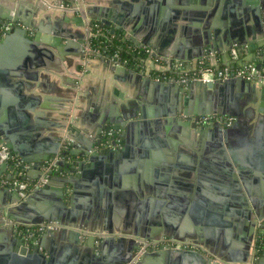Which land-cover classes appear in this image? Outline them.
Returning <instances> with one entry per match:
<instances>
[{
	"label": "crops",
	"instance_id": "obj_1",
	"mask_svg": "<svg viewBox=\"0 0 264 264\" xmlns=\"http://www.w3.org/2000/svg\"><path fill=\"white\" fill-rule=\"evenodd\" d=\"M10 1L12 0H0V8L5 7ZM18 1L22 2L20 16L28 21H36L39 20L40 14H46L48 11L38 12L36 17H33L31 14L35 4L41 2L48 6L60 0ZM115 1L122 2L118 6L123 10L118 11L123 16H129V26L125 31L132 30L133 37L121 31L111 34L106 28L100 29L97 21L89 20L90 17H100L98 9H106L110 0H80L83 3L81 7L83 14L74 16H83L84 24L90 22L91 26L97 25L103 37H112V35L121 37L133 52L142 47L154 46L161 51H169L173 43H177L179 52L190 54L187 47L193 48L192 41L188 36L181 37L179 31H176V26L191 25V23L176 21L177 14L173 13L174 9L170 6L171 0ZM63 2L68 3L65 0ZM51 14L59 16L63 13L53 11ZM225 20L228 30H231L234 36L242 32L245 39V29L252 25L251 21L244 20V15L241 13H237L234 21L229 18ZM61 27L65 35L84 33L87 37V25L79 28L75 22L68 20L63 22ZM224 32L225 30L222 29L221 33ZM144 40L150 46L143 45ZM220 44H222V55H216L213 59L211 54L204 50V56L197 60L221 68L226 65L238 67L251 63L245 53L234 61L228 54L227 43L222 40ZM165 45L167 47H164ZM217 45L215 41V46ZM54 55L55 59L46 60L45 68L40 70V74L44 77L43 81L39 79L36 83L38 86L35 85L30 92L20 88L21 85L17 80L8 81L6 84L0 80V121L5 125H10L11 118H18L17 114L21 111L31 114L33 119L36 118L33 116L34 112L42 111L38 107L33 113L20 108V105H25L27 100L48 98L51 100L48 102L50 106H59L61 109L57 112L42 111V116L38 117L41 125L39 128H35L32 133L21 131L15 135L18 144L30 151L36 149L47 151L54 144V137L61 136L62 139L68 117L71 118L72 129L83 134L84 140L90 144L94 139L91 134L96 130V121L100 112L109 98L118 99L113 94L114 88L118 92H123L122 84L114 80L113 73L104 66L105 60L99 57L105 55L94 54L81 59L66 56L65 60ZM144 59L141 66L133 67L139 69V73L145 77V72L150 69L164 66V62L160 60ZM197 60L189 62L188 66L193 65ZM130 95L138 96L142 102L148 99L151 103L150 108L154 110L156 107H164V103L168 101L166 95L156 91L150 92L146 86L134 88ZM234 96L236 98L234 97L232 102L236 105V110L241 113L245 109L242 105L243 98ZM188 100V103L194 107L213 101L200 90H195L188 96ZM249 124L254 126V133L253 131L249 133V141L244 145H238L236 147L238 150L232 152L238 158L237 165L255 202L258 214H264V171L255 168L260 167L259 163L264 159V121L258 124V128H255V118ZM15 125L18 127L19 123ZM101 135L105 138V132ZM48 137L51 143L46 141ZM133 140L134 144L132 143L126 151L121 162H117L109 169L104 167L98 183L99 190L95 187L91 190L80 187L75 193L69 190L72 200L66 203L63 223L59 222L62 225L61 229L66 232L48 236L45 242L47 250L52 255L53 264H115L131 256L134 250L133 242H136V239L151 240L163 235L194 245L196 249L192 251L203 255L204 262L202 263L198 256L187 258L174 251L148 261L130 257L128 263L121 262V264H209L207 257L231 264L260 263L264 257V246L259 252L256 251L257 225L260 220L252 219L244 224L239 218L237 212L238 209H242L236 204V196L239 193L234 191L232 185L225 179L230 171L229 166L232 173L237 172V167L234 166V162L223 161V155L220 149L214 146L210 135H190L188 130L169 128L166 131L164 127H160L153 132L149 130L146 134H136ZM76 145L79 150H83L85 143L81 140L80 144ZM224 150L228 155L226 146ZM64 159L70 162L67 156ZM26 170H29L28 166ZM5 172H8V177L12 174L9 167L2 166L0 180L19 181L17 176L12 180L7 179ZM40 172L42 173V167ZM28 174L36 177L38 171L33 170ZM24 175L25 173H22V176ZM238 182L240 183L239 180ZM109 186L122 193L114 195L111 193L113 188ZM241 193L245 195L246 192L242 189ZM148 199L160 200L162 204L156 205ZM5 201L0 200V208L5 207ZM30 205L42 214L49 215L54 209L49 195H39L32 199ZM14 212L21 218H28L32 214L28 209ZM155 212L164 219V227H159L150 221ZM1 221L5 225L0 228V253L17 235L14 226L21 224L17 221L2 220L0 215ZM261 221L264 227V217ZM73 232L79 235L74 236ZM101 236H109L113 238V242L105 245L97 253L91 249L92 242L89 243L88 240L90 237L97 239Z\"/></svg>",
	"mask_w": 264,
	"mask_h": 264
},
{
	"label": "water",
	"instance_id": "obj_2",
	"mask_svg": "<svg viewBox=\"0 0 264 264\" xmlns=\"http://www.w3.org/2000/svg\"><path fill=\"white\" fill-rule=\"evenodd\" d=\"M63 1L60 0L59 2H54V4L60 5L64 3ZM65 1L70 2L71 0ZM171 1L170 6L174 9L173 13L177 14L175 17L176 21H188L191 23V25L177 24L176 31H179L181 37L188 36V39L192 41L193 48L186 44L188 46L187 50L190 52L188 54L179 52L177 43H173L169 51H161L159 50L160 48L156 49L154 46L150 48L152 50L150 58L160 60L167 65L178 61L188 66L189 62L202 58L204 50L210 53L213 59L216 58V55H222V44H220V41L224 40L227 43L229 55H231L233 50L237 56L245 53L248 55V61L254 63L257 70H264V0ZM21 3L18 0H12L6 3L5 7L0 8V21L12 26L11 30L5 34L0 33V80L4 84L8 81L17 80L18 84L21 85L20 88L30 92L35 88V85L38 86L36 83L39 79L43 81L44 77L40 74V70L45 68L46 60L55 59L56 56L54 54L61 60H65L66 56L80 59L85 56L84 45L86 36L84 33L81 35L78 33V35L71 33L65 35L61 27L62 23L69 20L75 22L79 28H84L85 25L90 26V22L84 24L83 16H80L83 14L81 11L71 13L72 16H68L70 14L65 13L59 16L51 14L55 10H51L46 4L41 2L35 4L36 6L31 15L36 17L38 12H48L40 14L39 20L28 21V19H23L19 14ZM120 3L110 0L106 9H98L97 12L100 17H90L89 20L97 21L100 29L106 28L111 34L121 31L123 34L127 32L133 37L134 33L132 30L125 31L129 26L130 19L129 16H123L119 13L118 10H123L118 6ZM80 4L83 5L82 2ZM237 13H241L244 15V20H249L252 23L251 26L245 29V39L247 40L244 39L242 32L234 36L225 23L226 18L234 21ZM75 14L80 15L74 16ZM87 16L88 13L86 14ZM205 18L206 20H204ZM222 29L225 30L223 34L221 33ZM215 41L218 43L217 46H215ZM143 45L150 46L146 40H144ZM164 47L167 46L165 45ZM99 57H102L103 61L105 60L104 66L113 73L114 80L122 84L123 92H118L114 88L113 94L118 99L109 98L100 112L96 121V130L91 134L94 139L90 141V144L84 140V135L80 132L72 129V132L68 133V137L72 142L70 150L65 156L70 162H66L64 158L60 160L57 164L58 172H54L42 188L35 190L26 199L22 200L18 195L19 189L17 186H0V200H6L4 202L5 207L0 208L1 219L17 221L22 225H40L51 220L63 223L64 219L62 217L63 212L66 210V203L68 200H72L69 190H72V193H75L80 187L90 190L95 187L99 190L98 183L104 167L109 169L117 162H121L126 151L132 143L134 144V135L146 134L149 130L153 132L160 127H164L166 131L169 128H178L182 131L188 130L190 135H210L213 138L214 146L220 149L223 161L234 162V166L237 167V172L232 173V169L229 166L230 171L228 172L229 174H226L225 179L232 185L233 190L239 193L236 196V204L242 208L238 209L237 212L239 218L244 224L250 220L252 221V219L261 221L264 214H258L255 202L250 196L237 165L236 159L238 158L232 151L238 150L236 148L238 145H244L249 141L248 134L254 129V126L249 123L253 118L256 119L255 128H258L260 122L264 121V80L256 83L245 82L242 79L214 81L206 84L200 82L187 84L162 83L155 82L141 75L138 71L139 69L127 67L121 57L115 58L108 55ZM143 86H146L150 92L156 91L166 95L168 101L164 103V107H156L154 110L150 108L151 103L148 99L142 102L138 96L130 95L134 88L139 89ZM195 90H200V92L207 94L208 99L213 100L212 103L208 101L206 105L199 107H194L188 103V96ZM234 95L243 98L242 105H244L243 108L245 107V109L241 113L236 110V105L232 102L233 98H236ZM50 101L48 98L27 100L25 105H20V108L32 111V113L37 107L42 111L57 112L61 110L59 106H50L48 104ZM42 111L34 112L33 116L36 117L35 119L31 117V114L21 111L17 114L18 118H11V122L14 125L11 122L10 125H5L3 121H0V148L5 147L11 155L17 158V163L15 164L13 162L0 161V169H2V166H6L12 172L9 177L8 172H5L7 179L12 180L17 176L19 180L32 181V179L40 178L42 175L40 169L43 164L58 153L61 136L54 137V144L43 152L40 149H36V151L24 149L16 140L17 137L15 135L17 133L21 131L31 132L41 126L38 122V117L42 116ZM212 115L229 116L234 118V121L230 126L212 124L205 128H198L193 122L199 116ZM16 122L19 123L18 127L15 125L17 124ZM103 132H111L112 135L121 138V148L114 149L115 141L108 137H102L101 133ZM79 140H83L85 143L83 150H79L76 145L77 143L80 144ZM46 141L51 143L49 137ZM224 146H226L228 155H226ZM259 165L260 167L255 168L264 171V159ZM26 166H28L29 170H26ZM33 170L38 171L36 177L28 174ZM22 173H25V175L22 176ZM109 187L113 188V186ZM242 189L245 190L246 196L241 193ZM111 190L114 195L122 193L114 188ZM39 195L51 196L52 204L54 205L51 214H42L31 207L32 199ZM156 198L158 199L157 195ZM148 201L156 205L162 204L160 200L148 199ZM25 209L32 212L29 216L27 215L28 218H21L14 212ZM150 221L159 225V227H164V219L160 215H156V212L150 218ZM4 225V222L1 221L0 228ZM65 232L64 229L46 232L40 237L35 236L29 241H25L16 235L2 249L0 264H53L52 255L45 245L46 238L57 233L64 234ZM73 233H75L74 236L79 235L77 232ZM258 233L260 234L259 231ZM88 242H92L91 249L99 253L105 245L113 242V238L109 236H101L97 239L90 237ZM133 244L134 250L131 252L130 257L136 258V260L148 261L152 258H160L164 256V253L174 251L177 254H183L187 258H196L198 256L197 258L202 263L204 262L203 259H205L203 255L195 251L183 249L149 250L137 254L140 250V245L135 241ZM200 256L201 258H199ZM130 257L121 262L128 263L131 259ZM206 259L209 264L211 262L218 264L215 260L208 257ZM121 262H115V264H121ZM224 263L231 264L229 262ZM262 263H264V257L259 264Z\"/></svg>",
	"mask_w": 264,
	"mask_h": 264
},
{
	"label": "built area",
	"instance_id": "obj_3",
	"mask_svg": "<svg viewBox=\"0 0 264 264\" xmlns=\"http://www.w3.org/2000/svg\"><path fill=\"white\" fill-rule=\"evenodd\" d=\"M48 7L52 10L58 11L60 13L71 14L82 12V5L79 0H71L68 3H61L60 5L50 4ZM12 26L3 21H0V33L5 34L9 30H11ZM100 29L96 26H88L87 27V37L86 43L84 45V58H88L94 54H102L104 55V51L99 46L98 48H94L91 44L92 40L97 38H105L106 40H112L114 37H103L100 36ZM137 53H142L144 58H150L152 54V50L150 48L142 47L136 51ZM115 58L118 56L115 55ZM140 59L137 64L141 66L145 59ZM231 58L235 61L238 56L236 52L233 50L231 52ZM126 64V62H124ZM146 71V69L144 68ZM143 71V73L145 72ZM142 72V71H141ZM146 77L155 81L162 83H176V84H187L193 82H200L203 84L214 82V81H228L231 79H242L245 82L256 83L264 80V70H257L254 64H245L238 67L234 66H224V67H214L212 65H207L204 62L197 60L193 65L187 66L181 62L175 61L170 65L164 63V66L158 69H150V71L145 72ZM145 75V74H144ZM234 119L230 117L223 116H199L193 122L198 128H205L212 124L226 125L230 126L233 123ZM66 129L64 131V136L60 142L59 152L47 160L42 166V175L40 178L32 180V181H9V180H0V186L2 187H15L17 186L19 189V197L20 199H26L29 195H31L35 190L42 188L49 177L54 173L58 172L59 168L57 166L58 162L62 160L66 153L69 151L72 140L68 137V133L72 132L71 127V118L68 117L66 120ZM111 138V140L115 141L114 149H119L122 145L121 138L112 135L111 132L105 133V138ZM0 161L2 162H13L17 163V158L9 153V151L5 147L0 148ZM258 231L260 234H257L256 237V251L264 246V231H263V223L259 221ZM62 228V225L57 221H47L40 225H22L18 224L14 226V230L16 234L24 239L25 241H29L33 239L35 236L42 235L46 232H54ZM140 245V250L137 254L149 251V250H157L161 247V245L165 244L164 249H183V250H195V246L186 243L179 242L177 240L168 239L165 242L160 241H140L137 240ZM218 264H226L221 260H215Z\"/></svg>",
	"mask_w": 264,
	"mask_h": 264
},
{
	"label": "trees",
	"instance_id": "obj_4",
	"mask_svg": "<svg viewBox=\"0 0 264 264\" xmlns=\"http://www.w3.org/2000/svg\"><path fill=\"white\" fill-rule=\"evenodd\" d=\"M115 37L112 40H106L104 38H97L92 40L91 44L94 48H98L99 46L104 51V55L114 57L117 55L121 57L123 62H126L127 67L136 66L140 59L144 58L142 53H137L131 51L128 45L122 41V38L114 35ZM134 68V67H133Z\"/></svg>",
	"mask_w": 264,
	"mask_h": 264
},
{
	"label": "flooded vegetation",
	"instance_id": "obj_5",
	"mask_svg": "<svg viewBox=\"0 0 264 264\" xmlns=\"http://www.w3.org/2000/svg\"><path fill=\"white\" fill-rule=\"evenodd\" d=\"M168 239L175 240V239H173V238L164 237V235H163L162 237H159V238H157V239H151V240L144 239V238H138V239H136V242H137V240H140V241H157V242L163 241V242H165V241L168 240ZM137 243H138V242H137ZM138 244H139V243H138ZM164 247H165V244H164V245H161V247L158 248L157 250H159V249H164ZM151 251H156V250H151Z\"/></svg>",
	"mask_w": 264,
	"mask_h": 264
}]
</instances>
